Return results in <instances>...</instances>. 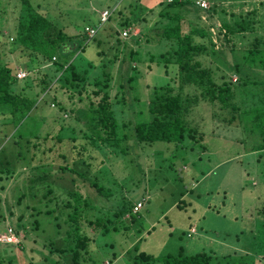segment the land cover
Returning a JSON list of instances; mask_svg holds the SVG:
<instances>
[{
	"label": "rangeland",
	"instance_id": "rangeland-1",
	"mask_svg": "<svg viewBox=\"0 0 264 264\" xmlns=\"http://www.w3.org/2000/svg\"><path fill=\"white\" fill-rule=\"evenodd\" d=\"M31 1L58 26L65 25V30L72 35L79 33L75 22L80 27H95L101 23L102 13L108 11L111 19L102 24V30L96 36L101 42L89 41L75 60L78 71L91 79L100 77L104 69L111 72L107 91L119 124V134L129 153L125 165L122 155H115L109 147L95 148L92 153L82 149V127H76V131L72 129L75 123L67 116L78 98L69 99L65 90L60 91L59 99L67 111L59 109L46 97L16 127L0 121V236L5 234L6 228L12 227L18 240L0 243V264H70L49 246L50 240L54 241L53 248L62 246L63 234L45 210L53 207L55 214L60 213L62 203L54 206L56 200L52 203L53 196L63 200L68 191L75 189L94 207V215L109 216L113 221L110 228L116 225L118 229L97 239V234L86 227L93 240L84 264H135L133 252L136 245L155 256L175 253L182 246L185 253L190 254L202 249L214 251L220 258L227 256L232 264H264V213L261 211L264 203V152L262 160L258 161L256 151L246 150L250 144L241 142L243 131L237 121L230 124L227 110H220L217 104L208 101L201 102L193 114L199 131L191 135L187 133L180 144L160 141L150 147L138 141L135 126L150 115L148 104L154 87L177 84L176 67H167V73L162 66L150 61V53L158 56L167 49L165 42L161 44L156 39H149L152 34L154 36L153 28L161 19L162 6L155 7V10H137L132 15V30L125 36L124 29L120 28L121 15L113 14L117 2L122 0ZM207 2V8L188 6L184 14L193 24L198 22L210 32L220 54L218 58L202 55L199 60L203 65L217 64L224 70L222 62L231 65L234 60L231 51L234 43L238 49L249 47L253 37L264 35V0ZM22 10L20 0H0V62L5 63L9 57L17 73L23 68L21 63L25 64L28 72L25 78L37 81L44 76L43 71L51 72L54 67L50 64L30 70L26 56H22L25 51L22 54L14 51ZM240 18H252V26L241 31L238 38L235 34L234 39H230L231 34L229 39L226 38L223 23L232 24ZM257 18L263 22H257ZM182 24L184 31H189L188 20H183ZM219 28L223 29L222 33ZM87 35L91 37L89 33ZM133 50H138L140 62L134 61ZM57 57L55 54L53 59ZM104 61L111 63L110 69L101 68ZM61 72H54L56 76L53 72L49 75L53 80ZM134 74L131 81L129 78ZM227 74L233 82L237 78L230 71ZM48 83L53 84L50 79ZM11 88L15 89L16 84ZM48 89L42 86V98ZM95 98L97 103L100 96ZM49 108L53 113H48L43 121ZM66 119H69V127L62 141L52 137L43 145L39 144V148L32 146L37 140L36 134L40 135L39 139L46 131L56 136ZM204 129L207 131L205 136L200 132ZM73 136L76 137L74 141ZM213 137L215 146L202 149ZM19 154L23 157L18 159ZM239 156L242 164L241 161H229ZM224 162L227 163L223 165ZM7 166L12 174L6 173ZM244 183L247 186L244 187ZM98 185H103L109 195L100 193ZM208 186H213L212 193L206 189ZM217 188L226 192L228 189L231 198L232 205L225 206L222 212L210 202L214 196H222V191L215 195ZM245 195L249 199L245 200ZM239 196L245 200L241 206L238 205ZM209 202L213 208L209 209ZM124 204L137 205L140 209L137 219L129 212L119 217L116 215ZM240 207L244 209L239 221L234 217L235 221H232L230 213ZM227 208H231L228 209L231 212L224 214ZM191 224L201 226L198 233L196 227H190ZM202 226L207 234L202 233ZM212 230L218 231V235ZM222 234H225L224 241L220 237Z\"/></svg>",
	"mask_w": 264,
	"mask_h": 264
},
{
	"label": "trees",
	"instance_id": "trees-1",
	"mask_svg": "<svg viewBox=\"0 0 264 264\" xmlns=\"http://www.w3.org/2000/svg\"><path fill=\"white\" fill-rule=\"evenodd\" d=\"M195 1L168 0L165 3V0H151L150 2H147V0H122L117 2L118 5L113 11V14L121 15L120 28L132 30L134 23L132 15L137 10L142 11L146 8L155 10V7L162 6L161 19L153 28L154 36L152 34L149 39H156L161 44L165 42L167 49L158 56L150 53V61H154L156 66H162L167 73L169 72L167 67H176L177 69L176 85L166 83L154 87L153 97L148 104L150 115L147 120H140L135 126L138 141L150 147L160 141L171 145L182 143L187 133L191 135L192 132L199 131L198 122H194L193 114L195 108L201 102L208 101L211 104H217L220 110L228 111L230 124L234 121L238 122L240 130L243 131L241 142H249L250 148L246 150L256 151L258 161H261L264 152V35L253 37L252 45L249 47L238 49L234 43L231 48L234 60L230 63L231 65L222 62L224 70L220 69V65L217 64L214 66L203 65L199 60L200 56L218 58L220 54L215 49L210 32L198 22L193 24L184 14L188 6L197 7ZM20 2L23 10L21 11L19 29L14 40V43H16L14 51H19L20 54L25 51L26 54H22V56H26L30 70H36L37 67L41 68L42 65L51 64L52 68L54 67L53 70L51 68L53 76H56L55 73L59 70L63 72L53 80L49 75L51 73L49 71H43L44 76L37 81L33 78L18 79L15 66L10 62L11 59L6 57L5 63L0 62V121L16 127L46 97L54 101L53 103L59 109L67 111L62 100L59 99L60 91L65 90L68 92L69 99L78 98V102L72 103L67 116L75 123L72 129L76 131V127H82L80 129L84 141L82 149L92 153L95 148L103 150L105 147H109L115 155H122V160L126 165L129 148L123 143L124 138L119 134V124L107 91L109 80H111V72L104 69L100 77L96 76L91 79L78 71V64L75 60L85 50L89 41H97L96 36L102 30V23L95 26L98 28L96 34L89 37L86 32L88 26L80 27L75 22L74 25L78 28L79 33L72 35L65 30V25L58 26L46 14L41 12L39 5L34 6L31 0H20ZM111 5L112 8L114 5ZM251 19L242 20L240 18L232 24L223 23L226 38L231 34L230 39H234L233 37L236 38L234 34L238 35L241 31L250 28L252 26ZM183 20H188L190 24L189 31H184ZM253 20L255 21L254 18ZM256 21L263 22V19L260 18L259 20L257 18ZM223 29L219 28L218 30L222 33ZM251 30L253 31V28ZM100 42L101 40L97 41L98 44ZM55 54H58V57L53 59ZM132 54L135 62L141 61L138 50L132 52ZM21 66L26 69L25 64L21 63ZM101 68L110 69L111 63L104 61ZM39 71H42V69ZM219 71L222 72V75ZM229 71L237 75L234 82L227 74ZM135 74L129 78L131 81H133ZM49 79L53 83L52 85H49ZM13 84H16L15 89L11 88ZM40 86L41 89H37ZM42 86L46 89L49 88L44 96L45 98H42ZM95 96H100L97 103ZM52 111L49 108V112L47 111L44 118H42L43 121L48 113H53ZM68 122L69 119L63 122L64 125L60 127L56 136H51L46 131L45 134L42 133L44 134L42 139H39L40 135L36 134L35 138L37 140L33 142L32 146L39 148V144L42 143L43 145V143L52 140V137L62 141L66 134L65 130L69 127ZM200 132L204 136L207 134L205 129L204 131L200 130ZM73 139H76V137L73 136L72 141H74ZM208 141L202 149L209 150L215 146L214 137ZM20 156L23 157L19 154L17 158L19 159ZM241 158L239 156L237 159L229 161H241L242 164L243 160ZM225 163L227 162H224L223 165ZM6 169L8 172H6ZM6 169V173L12 174L9 166ZM243 186L245 187L247 184L244 183ZM97 187L100 193L109 195L103 185ZM212 187L208 186L206 188L209 193H212ZM51 190L50 188L49 192ZM220 191L223 192L222 196L211 197L212 200L210 201L215 204L218 212H222L225 206L232 205L228 192L217 188L214 191L215 195L220 194ZM242 193L240 190L239 194L242 195ZM239 197V206L246 199H249V196L246 195L243 196L244 201H242L241 196ZM53 200H56L55 204ZM51 201L56 207L60 202L62 203L60 206L61 211L58 214H55V208L53 207L45 211L63 235L62 246L53 248L54 241L51 240L49 246L52 251L59 253L62 257L64 256V260L69 261L70 264H84L85 255H89L88 248L93 239L86 227L97 234V239L118 230L116 225L110 228L113 221L109 216L94 215V207L89 205L88 200L83 197L78 189L68 191L67 197L63 200L54 195ZM210 202L208 204L209 209L214 207ZM136 207L137 205L134 204H124L116 215L119 217V215L129 212L137 219L140 209L135 210ZM228 209L231 208H227V211L223 213L228 214L231 212ZM243 209L242 207L236 211L233 209L234 212L230 215L239 221ZM261 211L264 213V203ZM61 216H63L62 221ZM212 231L216 235L218 234L215 230ZM204 232L206 233L205 228ZM220 237L221 239L224 238L225 234L220 235ZM127 252L130 253L131 248ZM133 260L135 264H232L227 256L220 258L214 251L202 249L190 254L185 253L182 246L175 253L155 256L140 250V247L136 245L134 246ZM234 264L241 263L235 262Z\"/></svg>",
	"mask_w": 264,
	"mask_h": 264
},
{
	"label": "built area",
	"instance_id": "built-area-1",
	"mask_svg": "<svg viewBox=\"0 0 264 264\" xmlns=\"http://www.w3.org/2000/svg\"><path fill=\"white\" fill-rule=\"evenodd\" d=\"M197 6L201 7L202 9H205L208 7V2L207 0H196L195 1ZM109 13L108 11H104L101 15V23H105L109 19ZM86 32L89 33V35L94 36L98 30L97 27L93 26H88L86 27ZM131 29H125L123 30V34L127 36L130 33ZM27 71L25 68H21L18 70L17 76L19 78H25L27 76ZM1 125V124H0ZM138 207L135 208L137 210ZM5 234L3 236H0V243H13L18 241L17 238L15 237V232L12 227H9L8 229L6 228V231L4 232Z\"/></svg>",
	"mask_w": 264,
	"mask_h": 264
},
{
	"label": "crops",
	"instance_id": "crops-1",
	"mask_svg": "<svg viewBox=\"0 0 264 264\" xmlns=\"http://www.w3.org/2000/svg\"><path fill=\"white\" fill-rule=\"evenodd\" d=\"M229 190L227 189V192H228ZM232 221H235V219H233L232 218ZM190 227H196V232L198 233V231H199V228L201 229V226H199L198 224H196V225H193V224H191V226ZM215 232H218V231H215ZM202 233H204V226H202ZM216 234V233H215ZM194 235V234H193ZM218 235V234H217Z\"/></svg>",
	"mask_w": 264,
	"mask_h": 264
}]
</instances>
